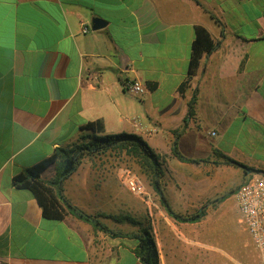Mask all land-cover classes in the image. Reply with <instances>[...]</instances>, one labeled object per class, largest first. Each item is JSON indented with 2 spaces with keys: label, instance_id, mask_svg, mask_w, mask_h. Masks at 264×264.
Returning <instances> with one entry per match:
<instances>
[{
  "label": "crops",
  "instance_id": "crops-1",
  "mask_svg": "<svg viewBox=\"0 0 264 264\" xmlns=\"http://www.w3.org/2000/svg\"><path fill=\"white\" fill-rule=\"evenodd\" d=\"M95 18L106 25L94 30ZM197 26L216 46L181 91ZM133 79L146 94L124 88ZM88 123L98 135H138L160 155L163 193L176 213L236 203L250 174H264V0H0V264H144L135 238L71 214L47 219L32 192L13 184L76 142ZM175 131L180 152L203 161L174 156ZM124 168V154L85 156L63 190L110 230L130 234L126 222L103 216L131 212ZM54 174L49 167L42 179ZM147 194L138 215L155 218L160 263L209 264L211 229L162 228L191 223L171 218L151 186ZM222 234L253 246L248 233Z\"/></svg>",
  "mask_w": 264,
  "mask_h": 264
},
{
  "label": "trees",
  "instance_id": "trees-1",
  "mask_svg": "<svg viewBox=\"0 0 264 264\" xmlns=\"http://www.w3.org/2000/svg\"><path fill=\"white\" fill-rule=\"evenodd\" d=\"M216 44L211 39L208 31L202 27H196V38L192 46V55L189 63L188 77L181 85L183 91L187 82L190 81L196 73L204 53H210ZM195 99L189 102L190 115L194 114ZM99 126L95 123H88L81 127L76 142L71 146L59 147L52 155L25 169L13 178V184L18 189H27L32 192L43 209V216L51 220H62L66 214H71L76 218L88 222L94 228L114 235H126L136 240L135 253L144 264H159V251L151 228L144 222L137 220L130 214H103L104 217L111 218L117 222H126L138 227L136 233H121L110 230L96 216H92L72 202L64 195L63 181L79 165L81 159L85 156L92 157L108 151L114 152L116 156L122 154L128 158L138 161L145 176L149 180L150 186L159 195L160 201L168 215L177 222L196 223L201 221L206 215L207 205L202 210L190 214L181 215L176 213L169 205L162 189V178L164 176L163 163L159 154L149 146L140 136L132 133H119L110 135H98ZM176 139L173 144V154L179 160L184 162H201V159H191L182 154L178 148V139L180 131H175ZM226 164L242 167L245 170H251L243 163L224 155L217 153ZM55 167V174L49 180L42 179V173L49 167ZM225 197L218 200H224ZM214 206V205H213ZM102 216V215H100Z\"/></svg>",
  "mask_w": 264,
  "mask_h": 264
},
{
  "label": "rangeland",
  "instance_id": "rangeland-1",
  "mask_svg": "<svg viewBox=\"0 0 264 264\" xmlns=\"http://www.w3.org/2000/svg\"><path fill=\"white\" fill-rule=\"evenodd\" d=\"M126 166L131 168L137 174L141 176L143 179L146 188H150L149 180L147 176H145L144 172L142 171L141 166L139 165L138 161L133 158H128L126 155ZM53 170L55 167L52 166ZM126 200L130 203L131 212L126 211V214H130L135 217L137 220L144 222L151 228L152 234L154 236V228L156 225L154 216H147L146 218H140L138 215L139 213V203L138 201L142 202V197L140 195L132 194L129 190L126 189ZM214 205V206H213ZM152 213L156 212V208L153 204H151ZM147 209V207H146ZM147 213L149 214V209H147ZM205 221L196 222L194 224H185L176 226L173 228L171 224L162 223V228L165 229H211L212 236H211V249H210V259L209 264H255L254 259L256 256L255 247L252 245H248L247 243L244 244H235L234 241L239 240L232 237H225L222 234L223 231L227 230H240L244 234L247 232L245 231L244 227L239 221V211L236 206V203L231 205L225 206H216L212 204L210 212L204 216ZM129 226L130 233H136L138 231V227L126 223ZM155 238V236H154ZM245 241V239H244ZM185 258V257H184ZM181 262V261H180ZM183 262V261H182ZM159 264L160 259H159ZM170 264V263H166ZM182 264V263H179Z\"/></svg>",
  "mask_w": 264,
  "mask_h": 264
},
{
  "label": "built area",
  "instance_id": "built-area-1",
  "mask_svg": "<svg viewBox=\"0 0 264 264\" xmlns=\"http://www.w3.org/2000/svg\"><path fill=\"white\" fill-rule=\"evenodd\" d=\"M87 30L88 27L83 28V32ZM124 88L136 96H143L147 92L144 84L138 79L127 81ZM119 178L122 185L132 194L148 196L143 179L131 168L126 166ZM235 197L239 221L258 253L259 264H264V174H250L236 191Z\"/></svg>",
  "mask_w": 264,
  "mask_h": 264
},
{
  "label": "water",
  "instance_id": "water-1",
  "mask_svg": "<svg viewBox=\"0 0 264 264\" xmlns=\"http://www.w3.org/2000/svg\"><path fill=\"white\" fill-rule=\"evenodd\" d=\"M106 25V22L100 18H95L93 21V29L97 30L103 28Z\"/></svg>",
  "mask_w": 264,
  "mask_h": 264
}]
</instances>
